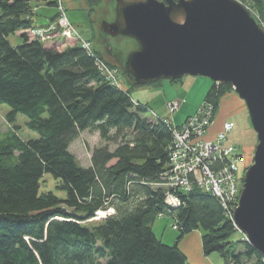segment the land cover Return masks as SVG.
<instances>
[{
    "label": "trees",
    "instance_id": "trees-1",
    "mask_svg": "<svg viewBox=\"0 0 264 264\" xmlns=\"http://www.w3.org/2000/svg\"><path fill=\"white\" fill-rule=\"evenodd\" d=\"M250 2L263 25L264 0ZM33 4L57 7V0H0V104L10 109V128L0 136V264H188L179 242L198 230L204 256L264 264L242 236L232 240L238 231L217 199L165 186L171 131L163 119L145 117L147 105L100 76L98 52L81 46L59 51L30 40ZM17 33L22 44L13 47L8 37ZM231 89L212 83L204 100L216 113ZM18 115L38 138L17 134ZM83 131L116 146L93 150L88 168L69 152ZM46 174L59 179L64 199L39 193ZM169 191L179 207L166 206ZM108 210L113 214L92 221ZM160 214L177 226L171 246L152 231Z\"/></svg>",
    "mask_w": 264,
    "mask_h": 264
},
{
    "label": "water",
    "instance_id": "water-1",
    "mask_svg": "<svg viewBox=\"0 0 264 264\" xmlns=\"http://www.w3.org/2000/svg\"><path fill=\"white\" fill-rule=\"evenodd\" d=\"M109 38L135 41L124 64L135 86L185 76L229 84L243 102L257 144L232 216L244 241L264 258V30L235 0H115L103 22Z\"/></svg>",
    "mask_w": 264,
    "mask_h": 264
},
{
    "label": "rangeland",
    "instance_id": "rangeland-1",
    "mask_svg": "<svg viewBox=\"0 0 264 264\" xmlns=\"http://www.w3.org/2000/svg\"><path fill=\"white\" fill-rule=\"evenodd\" d=\"M123 1L132 3L143 0ZM235 1L247 9L258 24L261 25L258 21V15L252 9L250 0ZM59 7L62 8L63 15H65L67 21L79 37L74 36L69 39H64L61 36L63 27L57 24L61 15ZM32 13L34 28L31 30H40L41 33L39 34L41 35H37L33 32L34 35L31 30L27 31L26 34L30 40L38 38L45 47H52L59 51L74 46H80L81 41L87 43V46H91L93 50L98 52L100 56L110 64H107V67L115 73L118 79V88L129 93L134 101L149 107L145 117L152 120L155 118L163 119L164 123L167 122L166 124L170 131L174 129V126H181L187 119L193 116L196 111H198L199 106L204 102V98L212 81L200 76H185L179 79L178 82L159 80L150 84L131 88L132 83H130L124 75L123 64L127 56L138 49L137 44L132 39L124 37L109 38V41L105 42V38L108 37L101 32V24L103 22L111 23L114 20L115 0H99V3L95 6H91L87 0H57V7H48L45 4H33ZM54 16L56 17L53 18ZM53 23L57 25L53 31H49L48 27L53 25ZM261 27L264 30V24L261 25ZM8 41L13 47L22 44L19 33L10 35ZM104 60L103 62H105ZM208 101L212 103V101ZM171 104L174 106L173 112L170 111ZM9 111L10 109L6 105L0 104V136L6 133L10 128L5 121V116ZM218 117L227 118L234 125L232 131L227 135L224 145L235 146L241 154L242 159L239 165V175H242L241 178L243 179L245 171L252 164V157L257 139L250 125L246 108L233 89L220 100L217 112L214 114V118ZM26 122L27 119L24 116L18 115L16 117L14 126L18 127L17 134L24 140L38 138L35 132L27 129ZM209 129L207 131H209ZM208 139L213 140V138ZM104 147L109 148V151H113L116 148L112 143L108 144L101 141L97 133L83 131L79 133L78 137L71 143L69 152L75 157L81 167L88 168L91 166L90 159L92 151ZM59 186V179H55L50 174H46L40 184L39 193L50 192L57 198L64 199L65 191L59 189ZM103 214L112 215L113 210H108L106 212L102 211V214L96 213L94 219L96 220L103 217ZM172 226L173 222L171 219L157 217L152 224V231L162 244L171 246L175 243L178 236V231L173 230ZM195 232L197 233L193 234H198L200 237L203 233L200 230ZM241 236L243 237V235L238 232V234L234 235L232 240H237ZM242 239L244 240V237ZM181 242L194 249L193 240L188 241V239H185V241L181 240ZM192 258L193 257L189 256L190 260H192ZM209 260H211L213 264H224L220 255L217 253L211 254ZM228 264L234 263L230 262Z\"/></svg>",
    "mask_w": 264,
    "mask_h": 264
},
{
    "label": "built area",
    "instance_id": "built-area-1",
    "mask_svg": "<svg viewBox=\"0 0 264 264\" xmlns=\"http://www.w3.org/2000/svg\"><path fill=\"white\" fill-rule=\"evenodd\" d=\"M59 10L61 15L57 24L63 27L61 36L64 39L79 37L63 15L61 7ZM57 24L53 23L49 26V31H53ZM31 31L41 35L40 30ZM80 46L92 55L93 49L87 46V43L81 41ZM95 64L100 76L111 85L118 87V79L107 64L99 58L95 59ZM170 111H174L173 104L170 105ZM214 114V105L204 100L193 116L181 126H174L171 130L172 141L168 147L169 163L164 173L165 186L172 192L185 194L197 190L210 194L220 202L232 220L243 185L242 175H239L242 156L235 146L224 145L227 135L234 127L231 121L223 122L213 140L208 139L207 130L214 121ZM171 191L166 195L165 204L169 208H177L181 200ZM158 217L165 216L160 214ZM172 229L177 230V226L173 225Z\"/></svg>",
    "mask_w": 264,
    "mask_h": 264
},
{
    "label": "crops",
    "instance_id": "crops-1",
    "mask_svg": "<svg viewBox=\"0 0 264 264\" xmlns=\"http://www.w3.org/2000/svg\"><path fill=\"white\" fill-rule=\"evenodd\" d=\"M226 120H228V119L223 118V117L222 118L221 117L214 118L212 126L209 129L208 138H213L215 136V134L221 129L222 122L226 121ZM193 233H197V232L194 231V232L189 233L182 240L183 241H185V239H188V241L193 240L194 241V249L190 248L189 246H186L187 244H183L181 241L179 242V244H180L179 249L185 255L188 264H213L211 262V260H209L211 255L206 257L202 254L201 237L198 234H193ZM188 237H190V238H188ZM189 256L193 257L192 260L189 259Z\"/></svg>",
    "mask_w": 264,
    "mask_h": 264
},
{
    "label": "bare ground",
    "instance_id": "bare-ground-1",
    "mask_svg": "<svg viewBox=\"0 0 264 264\" xmlns=\"http://www.w3.org/2000/svg\"><path fill=\"white\" fill-rule=\"evenodd\" d=\"M113 15H114V14H113ZM97 213H98V214H102V211H98ZM103 215L106 216V215H108V214H103ZM95 216H96V215H95ZM104 216H103V217H104ZM103 217H101V218H103ZM101 218H98V219H96V220L93 218L92 221H93V222H94V221H98V220H100ZM89 221H90V220H89Z\"/></svg>",
    "mask_w": 264,
    "mask_h": 264
},
{
    "label": "flooded vegetation",
    "instance_id": "flooded-vegetation-1",
    "mask_svg": "<svg viewBox=\"0 0 264 264\" xmlns=\"http://www.w3.org/2000/svg\"><path fill=\"white\" fill-rule=\"evenodd\" d=\"M105 42H106V38H105Z\"/></svg>",
    "mask_w": 264,
    "mask_h": 264
}]
</instances>
